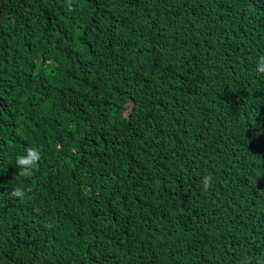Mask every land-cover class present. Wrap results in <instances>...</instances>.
<instances>
[{
	"label": "trees",
	"instance_id": "16d2710c",
	"mask_svg": "<svg viewBox=\"0 0 264 264\" xmlns=\"http://www.w3.org/2000/svg\"><path fill=\"white\" fill-rule=\"evenodd\" d=\"M262 53L264 0H0V264H264Z\"/></svg>",
	"mask_w": 264,
	"mask_h": 264
},
{
	"label": "clouds",
	"instance_id": "9594fccd",
	"mask_svg": "<svg viewBox=\"0 0 264 264\" xmlns=\"http://www.w3.org/2000/svg\"><path fill=\"white\" fill-rule=\"evenodd\" d=\"M255 70L257 73L264 75V53L257 56L254 60ZM42 158L40 146L28 145L22 150L17 151L12 162L19 170L18 176L30 177L34 174L38 163ZM201 191H207L211 186V177L204 175L201 178ZM11 195L19 200H24L27 192L24 188L16 187ZM51 226V225H50Z\"/></svg>",
	"mask_w": 264,
	"mask_h": 264
}]
</instances>
